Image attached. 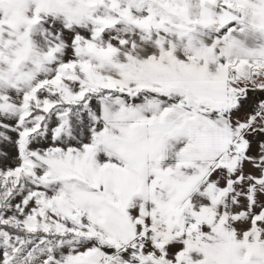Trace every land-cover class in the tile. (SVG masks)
Segmentation results:
<instances>
[{
	"label": "snow or ice",
	"instance_id": "1",
	"mask_svg": "<svg viewBox=\"0 0 264 264\" xmlns=\"http://www.w3.org/2000/svg\"><path fill=\"white\" fill-rule=\"evenodd\" d=\"M0 264H264V0H0Z\"/></svg>",
	"mask_w": 264,
	"mask_h": 264
}]
</instances>
